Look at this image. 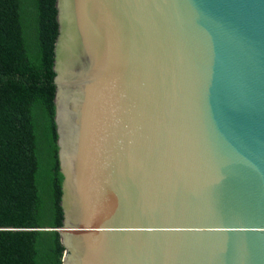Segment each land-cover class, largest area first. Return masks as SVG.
Returning <instances> with one entry per match:
<instances>
[{
  "label": "water",
  "instance_id": "1",
  "mask_svg": "<svg viewBox=\"0 0 264 264\" xmlns=\"http://www.w3.org/2000/svg\"><path fill=\"white\" fill-rule=\"evenodd\" d=\"M62 264H264V0H57Z\"/></svg>",
  "mask_w": 264,
  "mask_h": 264
},
{
  "label": "trees",
  "instance_id": "2",
  "mask_svg": "<svg viewBox=\"0 0 264 264\" xmlns=\"http://www.w3.org/2000/svg\"><path fill=\"white\" fill-rule=\"evenodd\" d=\"M57 0H0V264H62Z\"/></svg>",
  "mask_w": 264,
  "mask_h": 264
}]
</instances>
